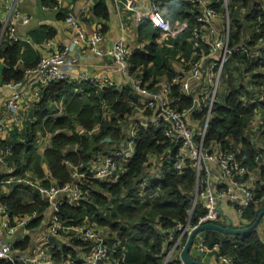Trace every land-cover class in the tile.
<instances>
[{"label":"trees","instance_id":"obj_1","mask_svg":"<svg viewBox=\"0 0 264 264\" xmlns=\"http://www.w3.org/2000/svg\"><path fill=\"white\" fill-rule=\"evenodd\" d=\"M176 2L178 5L174 13L188 19L192 28L197 15L201 13L200 8L191 0ZM209 3L224 15L222 1L211 0ZM228 8L234 17L232 47L237 46L247 33H256L258 29L264 31V0H230ZM93 12L96 17L109 18V11L103 1L95 4ZM139 29L141 38H149L147 40L151 43L147 52L135 51L132 54L129 69L133 75L137 70L143 69L141 83L143 86L147 85L149 89L158 90L162 80L170 79L171 82L174 78L171 77L175 70L168 65L169 52L188 50L187 58L191 61L207 48L201 43L196 45L187 39H171L170 43L174 49H167L161 57L155 43L157 33L152 22L145 19L139 25ZM104 30L105 28L101 29L102 32ZM6 37L0 22V56L5 60L0 81L9 84L21 81L24 78L23 68L28 65L20 64L19 67V46L15 41L5 42ZM258 40L257 37L246 41V45L253 48L251 52L257 48ZM224 73L227 92L223 95L222 101L214 105L205 137V147L212 150L213 146L218 144L222 151H234L250 170H255L259 168L255 157L264 150L261 147L264 146V54L258 58H251L236 52L224 66ZM139 99L135 96L132 98L129 88L122 91L116 87L98 89L77 79L51 85L43 91L41 101L29 114L23 132L20 134L15 130L10 141L8 143L4 141L3 150L6 149V145L13 148L8 160L15 167H12L13 173L1 174L0 179L28 178L33 181L39 180L43 185L49 186L51 182L44 170L46 163L50 171V180H55L59 185L70 183L72 170L66 165V161L75 165L84 162L82 171H85L93 158L107 152L103 146L111 142H107L106 138L110 137L112 142L123 140V132L128 125V121H125L126 116L133 114L129 100H138L136 103L144 110V114H147L146 118L152 116L151 110L144 106L141 98ZM171 99L172 106L180 111L189 109L194 104V96L184 93L180 85H173ZM103 101H106L111 110L109 119L105 121L101 110ZM54 104H60L62 109L55 107ZM207 110L204 107L202 113L193 116L203 124ZM256 111L259 112V116ZM257 116L261 125L253 129ZM101 122L102 128L91 136L77 133L79 127L93 129ZM256 131H259V136L254 133ZM46 137L48 145L41 155L39 146H42ZM255 141H259L261 145ZM167 149L172 151L173 157L179 153V146L171 145L166 139L163 127H141L138 130L136 152L125 162L126 170L120 179L112 183L94 180L95 183L90 185L89 201L83 200L79 204L67 202L62 206L60 219L66 224H81L89 220L118 233L128 249L123 264H162L168 244L164 231L172 228L177 222H187L188 211L192 208L197 176L193 169L194 163H188L182 174H178L173 165L165 163L163 179L150 183L144 190L143 197L126 200L124 196L126 193L127 196H131L137 183L141 182L140 178L150 156L153 154L161 156ZM261 176L263 182L255 192L260 203L246 210L242 217L246 223H242V228L254 223L264 204V166L261 168ZM9 186L11 192L7 196H1V203L9 206L12 216L24 217L37 211V217L30 221L27 228L38 231L48 213L47 204L36 195L32 196L31 201L25 200L23 194L29 191L25 185L12 183ZM83 186L86 189L88 184L84 183ZM203 214L202 211H195L191 224H196ZM200 236L210 248L219 245L221 253L232 256L236 264H264V230L259 233L257 229L243 235L205 231ZM61 238L64 239L65 236L62 235ZM197 240L198 238L195 243ZM34 245L31 236H26L25 241L20 242L15 248L21 252L31 253ZM73 246L77 248L64 246L62 250H58L56 244L55 248H52L53 257L62 261L70 256L75 264H79L80 252L87 245L73 240ZM198 258L202 260L201 257ZM0 264L13 263L0 260ZM168 264L181 263L175 260Z\"/></svg>","mask_w":264,"mask_h":264},{"label":"built area","instance_id":"obj_2","mask_svg":"<svg viewBox=\"0 0 264 264\" xmlns=\"http://www.w3.org/2000/svg\"><path fill=\"white\" fill-rule=\"evenodd\" d=\"M114 1L117 8L124 4L123 0ZM191 1L200 8L201 13L197 15L195 25L192 28L190 27L189 41H193L196 45L201 43L207 48L203 49L200 54H197L190 61L186 74H177L171 82L164 83L158 90H151L143 86L139 80L130 74L131 49L124 37L117 40L108 52L115 63L114 69L129 78L132 89L141 95L144 106L151 110L152 116L150 118L136 121L128 130L125 129L123 140L116 142L114 147L106 153H101L93 158L85 171H82L85 166L84 162L81 161L78 165H75L70 161H66V165L72 170V181L70 183L45 186L39 181L28 178L0 179V192L6 184L18 183L25 185L29 188L28 193L31 196H38L41 201L47 204L48 212L51 211L52 213V218L46 224L47 232L39 241V245L31 253L28 251L21 252L15 247L20 242L25 241L29 233H27L28 224L37 217L38 213L35 211L24 217L12 216L9 206L2 204L0 199V214L2 215L0 237L6 234L13 240V243L9 246L1 243L0 260H6L13 264H75L70 256L62 261L56 260L53 257L52 248H55L58 244V250H62L64 246L74 249L77 246H73V240H78L87 245L80 252L79 264H123L128 249L119 238L118 233L89 220L81 224H66L60 217L62 206L67 202L79 204L83 200L89 201L90 185L95 183L94 180L98 179L112 183L120 179V176L126 170L125 162L133 157L136 152V140L138 130L141 127H163L166 139L171 142V145L179 146V153L176 157H173L172 151L167 149L161 156L151 155L145 169L147 171L150 164L154 163L155 170L152 172H155L156 177L152 178L153 181H151L149 177L143 175L140 178L141 182L137 183L131 196L125 194L126 200L143 197L144 190L150 183L162 180L165 163L173 165L177 173L182 174L193 158L200 159L197 165L193 166L197 176L193 190L192 208L188 212L202 211L205 215L196 224L177 222L172 228L164 231L168 242L165 264L175 260L181 264H186L181 258V251L187 241L185 236L190 235L195 228L206 223L222 224L224 216L218 204L219 201L230 200L237 208L241 220L244 211L251 208L253 203V206L260 203L257 194L254 196L258 187L250 184V170L244 161L238 157L237 153L230 150L222 151L218 144H215L212 150L209 148L203 150L202 145L206 134L201 137L199 135L208 127L219 92L222 86L225 85L224 66L236 52L246 54L251 58H258L264 54V31L258 29L256 33H247L246 37L241 39L237 46L232 47L234 17L231 16L228 8L230 0H219L223 2L224 15L211 7L207 0ZM54 3L55 8L60 7L62 0H54ZM126 6L129 10H134L132 3H128ZM20 12L15 8H11L9 15L5 19H0L4 33L8 35L10 41L17 42L20 39L17 29L29 23L28 16L21 12L23 15L21 17ZM74 18L72 16L68 17L69 22L73 25L76 24ZM145 19H149L154 28L159 30L163 36L174 33L178 39L184 31L174 30L172 21L160 10L158 0H153L148 11H137L131 17V21L136 27L143 23ZM261 25L262 22L259 23V26ZM103 37L104 34L99 28L87 39L86 45L97 52V46L103 41ZM257 37L259 39L256 44L257 48H254L251 52L253 48L247 46L246 41L257 39ZM79 43L78 40H74L69 46L58 48L54 52L43 56L36 65L23 68L24 78L21 81L8 84L14 88V93L7 100L6 112L0 117V164H7L6 158L11 156L13 152L11 145H6V149L3 150L4 141L10 131L15 127H20L30 114L32 99L28 95L29 92H41L57 82L76 80V77L78 81L89 83L98 89L114 87V81L108 72L98 74L83 69L78 76H75L78 58L75 57L73 49L77 48ZM19 64L23 65V61L19 60ZM199 78H205L206 86L201 93L192 94V82ZM173 85H180L184 93L194 96V104L189 109L180 111L172 106L171 93ZM204 107L208 109L205 121L195 132L188 123L189 115L192 116L190 118H195L193 115L202 113ZM101 110L103 120L109 119L111 110L106 101H103ZM257 115H260L259 112H257ZM102 125L103 122L98 123L93 129L79 127L77 133L91 136L99 131ZM5 131H8L7 136H4ZM257 135L259 136V131ZM194 143H197L196 147H193ZM154 156L157 157L151 161ZM201 160H206V163L202 165ZM255 161L258 164H264V153H258ZM213 164L219 166L220 172L211 169ZM84 183L88 184L86 189L83 186ZM221 184H225V186L218 188ZM225 190L229 191L224 192ZM242 222L243 224L246 223L243 220ZM239 228L242 227L239 226ZM62 235L65 236L64 239L61 238ZM52 239H55V241ZM194 248L202 255V258L213 255L216 264H236L232 256L221 253L219 245L210 248L201 236L198 237Z\"/></svg>","mask_w":264,"mask_h":264},{"label":"crops","instance_id":"obj_3","mask_svg":"<svg viewBox=\"0 0 264 264\" xmlns=\"http://www.w3.org/2000/svg\"><path fill=\"white\" fill-rule=\"evenodd\" d=\"M101 1L105 3L109 11L108 19L96 17L94 15V6L97 2ZM207 1L209 2L211 0ZM123 2L124 4L121 5L120 8H117L114 0H62L61 6L55 8L54 0H0V19H5V17L9 15L8 13L11 8H15L19 12L21 11L23 14L28 16L29 23L27 25H22L17 29V33L20 38L17 41L19 46L18 55L19 59L23 61L24 65H28L29 67L34 66L43 56L54 52L58 48L69 46L74 40H78L80 42L79 45L77 48L73 49L75 57L78 58V67L75 70V76H78L80 71L83 69L98 74L102 72H108L114 81V87L120 91H122L124 88H129L131 89L132 98L135 96L138 98V100H140L139 98H141V95L132 89L129 78L122 72L114 69L115 63L108 52L111 50L114 43L123 37L126 39V42L131 49V56L135 51L147 52L151 42L147 40L149 38H141L139 26L136 27V25L132 23L131 17L132 15H135L137 11H148L153 3V0H123ZM158 2L160 10L172 21L174 30H184L178 39H187L189 41L190 22L188 19L184 18L183 15L180 16L174 13V10L178 5L176 0H158ZM128 3L133 4V11L127 8L126 5ZM21 12L20 15L22 17L23 15ZM69 16L75 17L74 19H76V24L73 25L69 22ZM99 28L102 30L105 28L103 31L104 37L103 41L97 46V52H95L86 45V41ZM156 33L157 36H155V43L159 51H164L160 53L162 57L164 53H166L167 49H174L170 41L171 39L177 38L174 33L163 36V34L157 29ZM8 40L10 41L7 35L4 41L6 42ZM174 51L175 52H170L172 54H170L168 57V65L175 70V74L171 78L175 77L177 74H186L188 72V65H190L189 58H187V55L189 54L188 50L184 51L179 49ZM4 65L5 60L0 56V79ZM19 67H21L20 64ZM142 74L143 69L137 70L134 75H131L142 82L140 79ZM75 79H77V77ZM204 80L205 78H199L192 82V94L201 93L204 90L206 86ZM169 81L170 79L162 80V85ZM44 90L41 92L31 91L28 93L32 99L30 102V114L36 105L41 101ZM13 93L14 88L12 86L8 85L7 83L4 84L0 81V117L6 112L7 100L13 95ZM137 101H128V103H130V107L133 108V116H126L125 121H128V125L125 128L126 130H128L133 123L146 118L147 116V114H144V110L139 106V104L136 103ZM54 106L59 107L60 110L62 109L60 104H54ZM28 119L29 116L27 120ZM192 119L195 120V118ZM27 120H25L20 127H15L12 131H10L9 135L8 131H5L4 136L8 135L7 139L5 140L7 143L10 141L11 135L15 130H18L20 134L23 132ZM107 142H111L113 144L116 143L112 142V139ZM47 145L48 137L43 140L42 146H39V153L41 155L43 154ZM110 149L104 151H109ZM8 158L9 156L6 158L7 164H0V175H7L14 172L12 167L15 166L10 164ZM44 170L47 174V179L51 182L50 185L57 184L55 180H50V171L48 170L46 163H44ZM252 173H256L260 178L255 179L252 176ZM249 182L251 185L256 187L262 184L263 181L260 168L251 170ZM9 185L10 184H6L3 186L0 192V198L3 195L7 196L10 194L11 187ZM23 196L27 201H31L33 199L28 191H26ZM218 204L224 216V221L222 222L224 223L222 224L223 226L228 225L232 228H239V226H242L243 222L241 220V216L239 215L235 205L230 200H221ZM1 219L2 215L0 214V220ZM27 233V236H31L33 244L35 243V245L39 243L45 234L41 231L35 232L32 230H27ZM259 233L262 232L259 231ZM1 243L9 246L13 243V240L11 237H8L5 234L4 236L0 237V245ZM34 249L35 247L33 250ZM195 257L198 258L201 256L195 255ZM203 258L202 259L208 264H216L215 257L213 255Z\"/></svg>","mask_w":264,"mask_h":264},{"label":"water","instance_id":"obj_4","mask_svg":"<svg viewBox=\"0 0 264 264\" xmlns=\"http://www.w3.org/2000/svg\"><path fill=\"white\" fill-rule=\"evenodd\" d=\"M110 138H106V141H110ZM264 219V204L260 209L257 218L254 223L247 228H232L230 226H223L215 223H206L197 228H195L189 235L183 250L181 251V258L186 264H208L203 259H199L193 255L192 249L195 245V240L205 231H217L223 233L224 235H243L249 233L253 230H257L260 226V223ZM55 241V239L53 240ZM8 252H10L8 250ZM24 256V255H23Z\"/></svg>","mask_w":264,"mask_h":264},{"label":"rangeland","instance_id":"obj_5","mask_svg":"<svg viewBox=\"0 0 264 264\" xmlns=\"http://www.w3.org/2000/svg\"><path fill=\"white\" fill-rule=\"evenodd\" d=\"M161 52H164V51H160V53H161ZM169 53H170V52H169ZM164 54H165V53H164ZM170 54H172V53H170ZM166 60H167V59H166ZM226 92H227V91H226V88H225V85H224V86H222V88H221V90H220V92H219V96H218V98H217V102L222 101V99H223V95H224ZM221 96H222V97H221ZM132 116H133V115H132ZM190 117H192V116L189 115V122H188V123L193 127V129H194L195 132H196V131L198 130V127L201 126L202 123H201L198 119L195 118V120H193V119L190 118ZM253 125H254V126H253V129H257V126H258V125H261V121H260V118H259V117L257 118L256 122L253 123ZM254 133L257 134L258 131L254 132ZM254 137H255V135L253 136V138H254ZM255 143L261 145L259 141H255ZM103 147H104V150H108V149L114 147V144H113V143H108L107 145H104ZM261 147L264 148V146H262V145H261ZM226 151H228V150H226ZM230 151H231V150H230ZM261 153H264V150H262ZM156 157H157V156L152 157V158H151V161L155 160ZM240 159H241V158H240ZM241 160H242V159H241ZM242 161H243V160H242ZM161 164H163V163H161ZM258 165H259L258 167H259L260 169L264 166V164H258ZM248 168H249V167H248ZM211 169H212L213 171L220 172V168H219V166H218L217 164H213V165H211ZM153 170H155V165H154V163H151L150 166L147 168V171H146V169H144L143 175L149 177V178L151 179V181H153L152 178H155V177H156L155 172H152ZM249 170H250V169H249ZM145 171H146V172H145ZM250 172H251V170H250ZM252 176H253L255 179H259V178H260L256 173H252ZM112 202H114V201H112ZM51 218H52V213H51V211H49V212L47 213L46 217H45L44 223L40 226V228L38 229V231H41V232H43V233H46V232H47V225H46V224L49 223V221H50ZM263 229H264V219H263V221L260 223V226H259V228H258V231H261V232H262ZM38 245H39V244L37 243L36 245H34V247H37ZM192 252H193V255H199V256H202L200 253L196 252V249H195V248L192 249ZM164 262H165V259H164V261H163L162 264H165Z\"/></svg>","mask_w":264,"mask_h":264},{"label":"bare ground","instance_id":"obj_6","mask_svg":"<svg viewBox=\"0 0 264 264\" xmlns=\"http://www.w3.org/2000/svg\"><path fill=\"white\" fill-rule=\"evenodd\" d=\"M159 128H161V127H159ZM207 132H208V127L203 131V132H201L200 133V135H199V137H201V136H203L204 134H207ZM197 146V143H194L193 144V147H196ZM202 149L203 150H207L206 149V147H205V141H204V143H203V145H202ZM200 161V159L199 158H197V157H195V158H193V160L191 161L192 163H194V165H197V163ZM206 163V160H201V164L202 165H204ZM223 186H225V184H221V185H219L218 186V188H222ZM229 190H225L224 192H228ZM256 195V193L254 194V196ZM254 205V203L252 204V206ZM195 212V211H194ZM194 212H192V213H189L188 212V220H187V222L186 223H190L191 224V220H192V217H193V215H194ZM246 211H244L243 213H242V216H244V213H245ZM205 215V213L203 214V216ZM203 216H201L200 218H202ZM188 237H189V235H187V236H185V238L186 239H188Z\"/></svg>","mask_w":264,"mask_h":264}]
</instances>
